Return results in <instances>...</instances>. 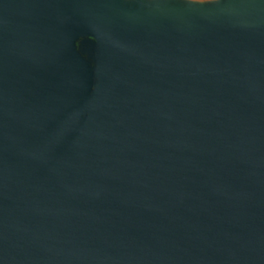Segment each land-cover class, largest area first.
I'll return each mask as SVG.
<instances>
[{
  "label": "water",
  "instance_id": "obj_1",
  "mask_svg": "<svg viewBox=\"0 0 264 264\" xmlns=\"http://www.w3.org/2000/svg\"><path fill=\"white\" fill-rule=\"evenodd\" d=\"M0 264H264V0H0Z\"/></svg>",
  "mask_w": 264,
  "mask_h": 264
}]
</instances>
